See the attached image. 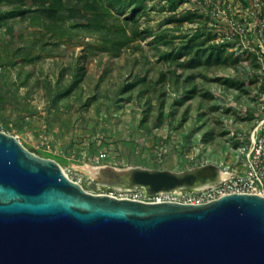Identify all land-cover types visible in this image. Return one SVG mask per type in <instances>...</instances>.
Segmentation results:
<instances>
[{"label":"rangeland","instance_id":"rangeland-1","mask_svg":"<svg viewBox=\"0 0 264 264\" xmlns=\"http://www.w3.org/2000/svg\"><path fill=\"white\" fill-rule=\"evenodd\" d=\"M51 2L0 0V130L94 193L87 166L245 168L264 133V0H62L50 18Z\"/></svg>","mask_w":264,"mask_h":264},{"label":"water","instance_id":"water-1","mask_svg":"<svg viewBox=\"0 0 264 264\" xmlns=\"http://www.w3.org/2000/svg\"><path fill=\"white\" fill-rule=\"evenodd\" d=\"M218 171L130 166L119 187L102 186L154 193L215 182ZM0 264H264V195L183 203L94 193L0 130Z\"/></svg>","mask_w":264,"mask_h":264},{"label":"built area","instance_id":"built-area-1","mask_svg":"<svg viewBox=\"0 0 264 264\" xmlns=\"http://www.w3.org/2000/svg\"><path fill=\"white\" fill-rule=\"evenodd\" d=\"M262 131L264 132V125ZM165 150L159 155L161 156ZM239 150L244 156L238 162L243 161L245 168L242 170L235 168L222 170L224 172L222 179L201 189L185 190L178 188L149 193L143 187L116 189L106 186L105 191L99 193L139 200H165L183 203H203L231 192H252L264 195V133L263 136L254 140V146L251 150L245 153V146ZM107 157L106 151H100L92 160L98 164ZM205 164L208 162H202L198 166ZM68 171L71 170L68 168ZM66 174L68 175V173ZM71 179L73 180V178ZM74 181L81 183L80 178Z\"/></svg>","mask_w":264,"mask_h":264},{"label":"bare ground","instance_id":"bare-ground-1","mask_svg":"<svg viewBox=\"0 0 264 264\" xmlns=\"http://www.w3.org/2000/svg\"><path fill=\"white\" fill-rule=\"evenodd\" d=\"M87 168L90 170L91 172V176L93 178L96 179L97 184L99 185H105L106 183H109L111 185L114 186H120L118 179L115 177L117 175H125L127 174V172H129L130 170V166L125 167V168H117V167H112L110 169H102L100 167H94V166H87ZM112 170L113 173H109V171ZM108 171V172H107ZM224 176V172L219 169V171L217 172V180L215 182H217L218 180L222 179ZM70 178V177H69ZM215 182H203V183H199L197 185H193V186H182V188L184 189H188V190H193V189H201L204 188L206 186H209Z\"/></svg>","mask_w":264,"mask_h":264},{"label":"crops","instance_id":"crops-1","mask_svg":"<svg viewBox=\"0 0 264 264\" xmlns=\"http://www.w3.org/2000/svg\"><path fill=\"white\" fill-rule=\"evenodd\" d=\"M134 146H137V141L134 144ZM137 149H138L137 151H141L142 150V148L139 149V147H137ZM108 158H109V155H108V157L106 159H108ZM135 160L136 161H133V162H131L128 165H131V166H140V167L151 168V169H169V170H172V171H178L179 170V168L175 166L174 158H171V157H168L164 161H162V163L164 162L163 165H161L162 163H157L155 160H152L151 161V159L148 160L149 161L148 163L146 162V160L144 158H143V160H145V163H142L140 161V159H138V160L135 159ZM153 161L155 162V164L152 163ZM111 162H114L113 159H111V160L109 159L108 160V163H111ZM156 164H158V165H156Z\"/></svg>","mask_w":264,"mask_h":264},{"label":"trees","instance_id":"trees-1","mask_svg":"<svg viewBox=\"0 0 264 264\" xmlns=\"http://www.w3.org/2000/svg\"><path fill=\"white\" fill-rule=\"evenodd\" d=\"M61 5H62V0H52V2L46 8H43L42 11L47 17L52 18L57 15L58 11L61 9ZM77 8L78 6L76 5L75 9ZM91 25L103 28L104 22H102L101 18L94 19Z\"/></svg>","mask_w":264,"mask_h":264}]
</instances>
